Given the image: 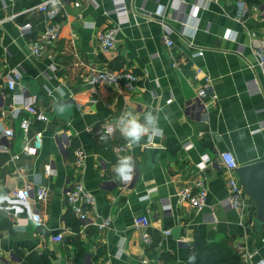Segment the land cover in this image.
<instances>
[{
    "label": "crops",
    "instance_id": "0c3cea01",
    "mask_svg": "<svg viewBox=\"0 0 264 264\" xmlns=\"http://www.w3.org/2000/svg\"><path fill=\"white\" fill-rule=\"evenodd\" d=\"M43 1L0 0V66L22 72L13 90L0 77V128L13 130L11 137L0 131V195L29 185V203L41 217L36 225L25 211L0 206V264H21L19 253L33 252L46 253L51 264H139L142 256L153 264L141 239V221L152 240L153 234L160 237L154 250L171 253L176 264H187L186 246L196 231L242 257L253 252L248 264H264V228L255 232V209L219 205L233 172L218 162L221 150H230L239 166L264 159V73L253 52L264 44V12L253 6L264 10V0H118L122 16L117 0H60V12L52 18L33 7ZM26 23L30 32L22 34ZM52 23L59 26L58 39L34 56L30 43ZM116 24L115 47L101 49L97 32ZM167 34L172 46L164 41ZM91 68L128 70L138 78L132 91L122 83L88 85ZM197 68L212 79L215 97H198ZM251 81L258 93H250ZM57 88L64 89V97ZM28 93L37 96L47 121L30 119L25 132L20 122L29 116L14 97ZM61 99L67 107L58 112ZM149 110L159 115L163 129L152 143L132 146L118 130L106 141L95 135L124 111L142 118ZM38 128L42 146L37 154H26L23 146ZM122 144L126 149L119 152ZM77 148L84 152L80 164ZM124 155L136 162L129 183L116 180L113 171ZM206 157L211 162L200 168ZM198 180L208 188L202 211L177 199L180 188L195 189ZM77 182L95 198L90 220L107 218L109 226H82L64 194ZM39 185L48 188L46 200L36 198ZM245 195V202L254 204ZM165 198L171 209L163 208ZM210 216L215 220H204ZM58 232L62 240L56 242L52 236Z\"/></svg>",
    "mask_w": 264,
    "mask_h": 264
},
{
    "label": "built area",
    "instance_id": "2783aa9c",
    "mask_svg": "<svg viewBox=\"0 0 264 264\" xmlns=\"http://www.w3.org/2000/svg\"><path fill=\"white\" fill-rule=\"evenodd\" d=\"M118 1V0H117ZM216 0H202V2L207 3ZM60 0H44L43 2L34 5V8L38 10L45 11L52 18L59 14L60 12ZM117 12H121L120 16L125 14L123 7H120V1L117 2ZM255 11L259 10L258 6H253ZM119 24V23H118ZM118 25H111L102 30H99L96 34L97 41L100 48L103 50H111L115 47L117 42V32ZM31 25L26 23L20 27V32L26 34L30 32ZM59 36V26L57 23H52L44 30V32L35 40L30 43V53L36 57L42 56L47 46L52 45ZM164 41L167 45L172 46L173 41L169 38L168 34L164 36ZM253 52L257 58V65L260 70L264 73V44L257 45L253 48ZM0 77L4 78L9 89L13 90L17 81L22 77V72L19 69H11L9 72H4L0 66ZM138 76L128 70H112L107 68H91L85 78V83L88 85L105 84L111 85L116 83H122V86L127 91H132L134 89V82ZM194 79H200L201 84L198 87L197 95L201 100L206 98H213L216 96L212 79L207 75L203 69L197 68L195 70ZM252 82V81H251ZM248 82L247 87L250 93L255 94L259 92V88L256 82ZM171 99L166 100L169 103ZM15 104H18L26 112L29 117H24L21 119L20 126L27 132L30 119L35 120L39 124H44L47 121V115L38 108V99L36 95L33 94H22L20 96L14 97ZM19 108L16 107L13 111L14 116L18 114ZM264 123V122H263ZM114 124V123H113ZM110 124L105 125L107 127ZM264 125V124H263ZM116 129L114 128L109 137L114 133ZM3 135L11 137L13 135V130L11 128H0ZM95 135L99 136L101 129L94 130ZM43 130L38 128L35 132L31 141L25 142L23 146V151L26 154L35 155L42 146ZM118 151L126 149V145L122 144L117 147ZM84 159V152L77 148L75 150V162L77 164L82 163ZM211 162V158L206 157L199 165L200 168H204L208 163ZM218 162L223 169L233 172V175L228 179V195L223 198L219 205L222 208H232L239 211L250 210L251 204L245 202V191L236 173V168L239 166L236 157L230 150H221L218 153ZM46 173H51L50 168L46 169ZM208 188L203 180H198L196 182V188L183 187L177 192L178 202H188L196 211H202L206 206ZM65 198L67 203L70 205L72 211L81 220L82 226L87 227L89 225H96L99 228H104L110 225V220L105 218L101 222H94L89 218L90 209L94 207L95 198L94 196L84 187L80 182H77L66 188ZM31 195V187L29 185H24L23 187L13 190L11 195H4L7 199L3 202L10 209H14L15 212H26L29 217L34 221L36 225L41 224L40 214L34 211L29 203ZM35 195L38 200H46L48 195V188L44 185L37 186L35 190ZM147 195H143L140 198H144ZM164 202V209H171V205L167 198L162 200ZM2 206V204H0ZM204 220H215L214 216L205 218ZM139 223L143 228L141 233V239L146 247L150 246L152 243L151 233L147 229V224L144 221ZM166 235L170 234V230L164 231ZM54 241L62 240L61 232H58L52 236ZM254 256L253 252H248L244 254L243 261L245 264L251 263ZM151 259L147 256H142L139 264H151Z\"/></svg>",
    "mask_w": 264,
    "mask_h": 264
},
{
    "label": "clouds",
    "instance_id": "9594fccd",
    "mask_svg": "<svg viewBox=\"0 0 264 264\" xmlns=\"http://www.w3.org/2000/svg\"><path fill=\"white\" fill-rule=\"evenodd\" d=\"M56 2V0H53ZM56 92L59 97H64L65 92L63 88H57ZM67 102L58 100L56 109L58 112L65 111ZM116 129L125 138V140L132 146H138L141 141L152 143L156 138L161 137L163 129L160 126L159 115L149 110L143 113L142 118L134 111H124L114 122L107 127L102 125L99 135L100 141H106L113 129ZM116 180L122 183H129L134 179L136 171V162L131 155L120 156L113 167ZM7 199L6 196L0 195V204ZM195 255L189 256V264H194Z\"/></svg>",
    "mask_w": 264,
    "mask_h": 264
},
{
    "label": "trees",
    "instance_id": "16d2710c",
    "mask_svg": "<svg viewBox=\"0 0 264 264\" xmlns=\"http://www.w3.org/2000/svg\"><path fill=\"white\" fill-rule=\"evenodd\" d=\"M251 209L255 206L252 203ZM154 243L149 246L153 264H176L173 255L166 251L154 250L158 244L159 235L153 234ZM195 255L194 264H245L241 254L233 251L221 242L211 240L205 235L194 232L192 241L186 246V262L189 264V256ZM22 258L21 264H51V260L44 252H33L29 254L19 253Z\"/></svg>",
    "mask_w": 264,
    "mask_h": 264
},
{
    "label": "water",
    "instance_id": "95a60500",
    "mask_svg": "<svg viewBox=\"0 0 264 264\" xmlns=\"http://www.w3.org/2000/svg\"><path fill=\"white\" fill-rule=\"evenodd\" d=\"M148 150L159 148L147 147ZM236 173L247 196L255 204V232L264 228V159L242 164L236 168Z\"/></svg>",
    "mask_w": 264,
    "mask_h": 264
}]
</instances>
